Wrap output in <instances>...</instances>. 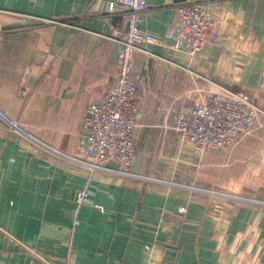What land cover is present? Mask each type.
I'll use <instances>...</instances> for the list:
<instances>
[{
	"label": "crops",
	"instance_id": "0c3cea01",
	"mask_svg": "<svg viewBox=\"0 0 264 264\" xmlns=\"http://www.w3.org/2000/svg\"><path fill=\"white\" fill-rule=\"evenodd\" d=\"M115 1L0 0V112L27 133L0 118V264H264V120L229 151L196 152L175 131L209 92L264 108V0H146L139 27L164 44L134 55L142 178L72 160L87 107L117 82ZM184 1L210 5L220 34L193 59L167 39Z\"/></svg>",
	"mask_w": 264,
	"mask_h": 264
},
{
	"label": "built area",
	"instance_id": "2783aa9c",
	"mask_svg": "<svg viewBox=\"0 0 264 264\" xmlns=\"http://www.w3.org/2000/svg\"><path fill=\"white\" fill-rule=\"evenodd\" d=\"M146 7V0H117L107 6V13L119 12L126 18V28L115 30L112 36L119 44L117 82L101 101L87 107L86 131L80 133V157L72 158L93 172L142 178L133 171L139 159L134 134L141 126L144 100L143 89L133 78L134 55L148 45L164 44L162 39L139 27L140 13ZM167 39L172 41L171 48L183 50L190 59L209 43L218 42L220 34L211 6L190 1L179 3L175 19L168 28ZM258 79L264 83V75ZM205 80L213 83L208 78ZM0 118L12 132L27 136L22 125L1 112ZM262 119L264 108L253 104L244 92H209L203 101L180 111L175 131L181 142L192 145L196 152L229 151L240 140L252 135L261 126ZM90 198L91 192L84 188L78 192L76 202L82 205ZM181 212H185V208ZM74 222L78 224L79 220L75 218Z\"/></svg>",
	"mask_w": 264,
	"mask_h": 264
},
{
	"label": "water",
	"instance_id": "95a60500",
	"mask_svg": "<svg viewBox=\"0 0 264 264\" xmlns=\"http://www.w3.org/2000/svg\"><path fill=\"white\" fill-rule=\"evenodd\" d=\"M54 228V227H52ZM51 226H47V225H44L43 224V230L47 233H51V230H52ZM48 229V230H47ZM52 234V233H51ZM30 246V245H29Z\"/></svg>",
	"mask_w": 264,
	"mask_h": 264
}]
</instances>
